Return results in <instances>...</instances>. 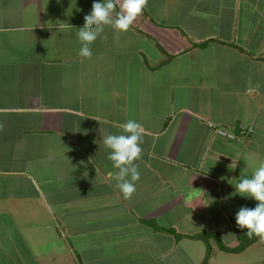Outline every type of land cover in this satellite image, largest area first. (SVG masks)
Listing matches in <instances>:
<instances>
[{
	"label": "crops",
	"instance_id": "crops-1",
	"mask_svg": "<svg viewBox=\"0 0 264 264\" xmlns=\"http://www.w3.org/2000/svg\"><path fill=\"white\" fill-rule=\"evenodd\" d=\"M94 2L0 0V264H204L208 245L211 264L242 261L256 243L217 235L235 248L257 203L234 184L264 160V0H148L85 59ZM130 119L125 200L102 136Z\"/></svg>",
	"mask_w": 264,
	"mask_h": 264
},
{
	"label": "clouds",
	"instance_id": "clouds-1",
	"mask_svg": "<svg viewBox=\"0 0 264 264\" xmlns=\"http://www.w3.org/2000/svg\"><path fill=\"white\" fill-rule=\"evenodd\" d=\"M148 0H95L91 12L84 16V25L76 32L80 44L78 55L91 59V45L103 37L106 27L115 33L129 31L136 19L143 13ZM119 9V10H117ZM2 127V126H0ZM120 134H105L102 143L109 149L108 160L117 171L113 179L115 187L125 200H130L136 192V182L140 180V172L136 161L142 158L144 128L135 120L121 124ZM235 168L236 165H230ZM232 180L229 181L231 183ZM236 193L241 197L252 198L255 207L242 206L236 212L235 222L238 229L249 238L258 237L264 240V160L258 161L251 176L241 175L234 184ZM188 199L199 198L201 190L192 188Z\"/></svg>",
	"mask_w": 264,
	"mask_h": 264
},
{
	"label": "trees",
	"instance_id": "trees-1",
	"mask_svg": "<svg viewBox=\"0 0 264 264\" xmlns=\"http://www.w3.org/2000/svg\"><path fill=\"white\" fill-rule=\"evenodd\" d=\"M215 236L214 234H210V233H202L197 235L196 237L199 239H202L204 242H206L208 244V238ZM259 238L258 237H252L249 238L245 232H242V230L239 229L238 234H237V240H238V244L235 248H227L226 246H224L222 244V242L220 241L219 236L217 235V240L219 243V246L222 250L224 251H228V252H232V253H239L242 252L243 250H245L249 245L255 243ZM210 254V247L208 245L207 248V255Z\"/></svg>",
	"mask_w": 264,
	"mask_h": 264
},
{
	"label": "rangeland",
	"instance_id": "rangeland-1",
	"mask_svg": "<svg viewBox=\"0 0 264 264\" xmlns=\"http://www.w3.org/2000/svg\"><path fill=\"white\" fill-rule=\"evenodd\" d=\"M255 243L256 245H254V247H251L245 251L244 257L241 258L242 261L232 259V260H229L227 263L228 264H241L242 262H245V264H253V262L252 263L250 262L253 260L257 262L256 264H264V240H261L259 238ZM209 258H210V255H207L206 258H204V261H206L204 264H211V262L209 263V260H210Z\"/></svg>",
	"mask_w": 264,
	"mask_h": 264
}]
</instances>
